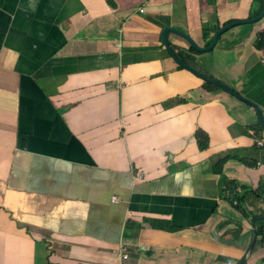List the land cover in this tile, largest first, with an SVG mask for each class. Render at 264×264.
Masks as SVG:
<instances>
[{
    "label": "crops",
    "instance_id": "0c3cea01",
    "mask_svg": "<svg viewBox=\"0 0 264 264\" xmlns=\"http://www.w3.org/2000/svg\"><path fill=\"white\" fill-rule=\"evenodd\" d=\"M115 1L118 10L105 0H0V184L12 160L24 169L23 185L0 211V264H235L251 227L224 200L214 166L244 146L252 115L235 101L230 113L210 102L202 82L178 70L160 43L162 29L174 27L203 46L200 20L217 8L209 25L224 26V6L152 0L146 14L129 9L137 0ZM233 33L221 40V64L254 51L251 38ZM234 44L232 56L224 53ZM142 45L152 50L142 54ZM12 121L22 149L12 148ZM197 131L207 133L209 147ZM234 158L223 174L257 190L262 176ZM132 166L143 181L130 173L106 179ZM118 182L131 200L114 205L109 194L124 190L109 188ZM246 205L264 212L254 195ZM246 264H264V246Z\"/></svg>",
    "mask_w": 264,
    "mask_h": 264
},
{
    "label": "clouds",
    "instance_id": "9594fccd",
    "mask_svg": "<svg viewBox=\"0 0 264 264\" xmlns=\"http://www.w3.org/2000/svg\"><path fill=\"white\" fill-rule=\"evenodd\" d=\"M205 1H207L210 5H212L213 8L216 3L218 5L224 6L220 9L223 11L224 17H226V23L222 27L221 26L213 27L210 26L209 25L210 22L207 21L208 23L201 29L202 38L205 41L203 46L196 43L191 36L183 32L182 30H179L174 27H166L162 29L160 34V43L162 47V52L165 54L166 57L170 58L173 61L174 65L177 67L178 70L185 71L189 73L196 80L202 82V84L205 86V89L208 94L207 98L210 102L222 106L223 108L226 109L227 113H230L228 101L229 100L235 101L241 104L245 108L244 112L246 115L248 114V112H250L252 115V118L249 121L250 124L245 128L246 138L242 140L244 146L237 144V146H241V147H236V150H232V151L235 152L233 156L237 157L236 161H238L248 169L255 170L253 171L255 175L262 176L258 189L253 190L252 188H249L247 186H241L235 180H230L225 176V174H223L224 166L226 162L228 161V159H235L234 157H231L230 155H220L217 157V160L215 162L216 164L214 166V168L216 169V172L214 173L220 175V185H221V179L223 185L226 183L224 185V191H223L224 200L228 201L231 208H234L237 212H239L242 215L243 220L247 221L251 227L250 241L248 243L247 248L246 249L243 248V253L239 258H234V260L236 261L235 264H239V262L246 256V260L242 263V264H246L250 256L253 255L256 247H258L259 245L264 246V222L259 221L257 223V229H258L257 241L252 252L248 254V248L253 238L254 221L257 218L264 220V212L262 214H257L254 211L248 213L247 211L248 206L246 205V198L248 197V195H254L258 199L264 201V184L262 183V181H264V107H262L260 103H256L254 100L247 97L246 93L242 92V90L245 87L259 86L264 82V0H205ZM151 2L152 0H137L129 9L134 7L137 12L147 14L151 9V5H152ZM105 3L110 10L119 9V6L115 0H105ZM239 3H243V6H245V4H248L247 6L248 8L239 7L238 5ZM211 14L216 16L215 20L211 22L218 21L217 8H214ZM255 19L257 20L252 23L239 24L230 29H227L226 31H224L222 34L219 35L216 41V35L218 31L225 28L229 24L238 21L250 22ZM227 22L229 23L227 24ZM164 31L166 32L164 33ZM177 32L186 35L193 42V44L190 45L181 36H179L180 34H178ZM163 33L165 40L174 56H171L163 45L161 38ZM231 33H233L235 36H243V39L245 37L251 38V40L254 41L252 48L254 51L250 55H247L246 53L243 56H240V54L235 55V57L229 58L228 60H226L224 64H221V60L218 57L217 51L221 47L222 38L225 35ZM168 34H173L174 36L179 38L184 43V47H180L170 42L167 38ZM213 44L214 46L210 50L199 51V49L206 50ZM237 45L238 44H234L227 47L224 50V53H226L228 56H232L237 48ZM140 48H141L140 53L142 54L145 53L148 54L147 51L152 50L151 48L148 49L147 46L146 47L140 46ZM198 56L204 58V64L198 62V58H197ZM127 65H131V64L128 62H122L120 64V68ZM183 65L194 69L198 73L206 74L212 78L221 81L224 85L231 88L233 90V93L217 85L202 80L200 77L195 75L191 71V69H188ZM230 77L241 81L244 85V88L238 89L236 85H232L227 81H225L226 78H230ZM218 92L226 94V98H225L226 101L223 100L222 98L217 97L216 94ZM183 101H184L183 99L177 100V102H183ZM7 127L10 128L9 125H7ZM196 133L201 139H203L204 142H208L207 146L209 147L210 141L207 139L208 137L207 133H201L200 131H197ZM20 134L21 131L17 130L14 127L12 121L13 149L24 148L22 143L19 141ZM240 149H244V150L240 151ZM59 155L64 156V154H59ZM223 160H224L223 166H219L218 165L219 162ZM124 173H130L132 174L135 180L140 179L141 181H143L145 175L143 170H140V168L138 167L132 166L129 168V170L125 172L109 170L106 174V179L108 181L113 178L116 179L118 177H121ZM10 174H12V183L9 181ZM21 174L24 175V169L22 165L12 160V165H10L8 167V170L6 171L4 183L0 184V211H3L9 204L10 198L8 196V193L17 192L20 186L23 185L24 179L21 178ZM128 177H130V175ZM94 180H97L95 176H94ZM118 185L122 186L124 191L109 194L110 196L109 201L114 205H119L124 202H129L131 200V197L128 195V190L126 189V185L123 182H118L117 184L110 185L109 190H113V188H115ZM127 185L129 187L130 183L128 182ZM253 208H261L260 203L254 204ZM138 226L139 224H136L137 228ZM125 227L130 228V218L128 217ZM239 229H240V225H238L237 228H235L234 230L237 231ZM120 252L123 255H125V257L129 256V249L126 246H122ZM230 253L231 255L235 254L234 251H230ZM38 260L35 262V264H38ZM47 264L50 263L48 262Z\"/></svg>",
    "mask_w": 264,
    "mask_h": 264
},
{
    "label": "water",
    "instance_id": "95a60500",
    "mask_svg": "<svg viewBox=\"0 0 264 264\" xmlns=\"http://www.w3.org/2000/svg\"><path fill=\"white\" fill-rule=\"evenodd\" d=\"M256 20H257V19L252 20V21H250V22H243V21L240 22V21H238V22H235V23H231V24H229V25L226 26L225 28H223V29H221L220 31H218V33H217V35H216V41H217L219 35L222 34L224 31H226L227 29H230V28H232V27H234V26H236V25H239V24L252 23V22H254V21H256ZM166 31H167V30H166ZM166 31H164V33H165ZM172 31H175V30H172ZM164 33H163V35L161 36V38H162V42H163V45H164L165 49L167 50V52H168L171 56H174L173 53H172V51L170 50V48H169V46H168L166 40H165ZM177 33L180 34L179 36H181V37H182L185 41H187L190 45L193 44V42H192V41H191L186 35H184V34H182V33H180V32H177ZM213 46H214V44H213L212 46H210V47H209L208 49H206V50H200V49H199V51H207V50H210L211 48H213ZM183 66L186 67V68H188V69H191V71H192L195 75H197L198 77H200L202 80H204V81H206V82H208V83H212V84H214V85H217V86H219V87H221V88H223V89H226V90H228V91H230V92L233 93V90H232L231 88H229L228 86L224 85L221 81H219V80H217V79H215V78H212V77H210V76H208V75H206V74L198 73V72L195 71L194 69L189 68V67H187V66H185V65H183ZM259 111H260V110H259ZM259 221L264 222V220H261L260 218H257V219L254 221V226H253V238H252V241H251L250 246H249V248H248V254L252 252V250H253V248H254V246H255V244H256L257 236H258L257 223H258ZM245 260H246V256H245V257L239 262V264H242Z\"/></svg>",
    "mask_w": 264,
    "mask_h": 264
},
{
    "label": "rangeland",
    "instance_id": "374dc122",
    "mask_svg": "<svg viewBox=\"0 0 264 264\" xmlns=\"http://www.w3.org/2000/svg\"><path fill=\"white\" fill-rule=\"evenodd\" d=\"M184 2L187 0H183ZM193 3L196 1V0H191ZM216 16L213 15V14H209L207 16L206 19H201L200 22H201V29L208 23L207 21L211 22L213 20H215ZM141 47H146L145 45H142ZM149 53V51H147ZM212 89V88H210ZM243 93H246L247 97L251 98L252 100H254L256 103H260V105L262 107H264V82L259 85V86H250V87H245L243 90H242ZM235 94H236V91H235ZM165 99V97H161L157 103L160 104L163 100ZM166 104V101L162 102L161 105H165ZM201 133H205L203 131H200ZM250 161V160H249ZM251 162V161H250ZM21 178L24 179V175L21 174ZM38 264H42V261L41 260H38Z\"/></svg>",
    "mask_w": 264,
    "mask_h": 264
},
{
    "label": "trees",
    "instance_id": "16d2710c",
    "mask_svg": "<svg viewBox=\"0 0 264 264\" xmlns=\"http://www.w3.org/2000/svg\"><path fill=\"white\" fill-rule=\"evenodd\" d=\"M229 22H230V21H229ZM229 22H227V24H228ZM200 142L203 143L202 140H201ZM207 144H208V142H206V144H204V146H207ZM223 163H224V160H223V161H220L218 165H219V166H223ZM262 183L264 184V181H262ZM261 190H262V189H261Z\"/></svg>",
    "mask_w": 264,
    "mask_h": 264
}]
</instances>
